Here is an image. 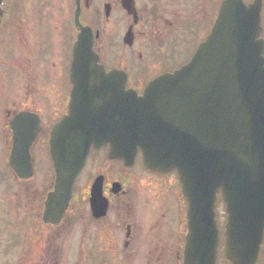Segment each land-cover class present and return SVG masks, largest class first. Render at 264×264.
Returning a JSON list of instances; mask_svg holds the SVG:
<instances>
[{
    "label": "flooded vegetation",
    "instance_id": "flooded-vegetation-1",
    "mask_svg": "<svg viewBox=\"0 0 264 264\" xmlns=\"http://www.w3.org/2000/svg\"><path fill=\"white\" fill-rule=\"evenodd\" d=\"M221 1L3 0L0 264H184L188 204L175 172L149 171L139 157L127 167L107 158L108 146L91 150L61 218L55 210L46 215L53 175L41 188L38 167L51 128L68 113L72 52L82 30L103 68L96 71L125 76V90L141 95L149 82L190 61ZM15 83L23 86L20 97L13 93ZM21 113L29 115L22 126L35 133L30 144L14 141L12 124ZM28 144L32 176L15 179L11 151ZM14 184L23 195L19 205L12 200ZM223 262L229 264L224 254ZM255 264H264V233Z\"/></svg>",
    "mask_w": 264,
    "mask_h": 264
},
{
    "label": "water",
    "instance_id": "water-1",
    "mask_svg": "<svg viewBox=\"0 0 264 264\" xmlns=\"http://www.w3.org/2000/svg\"><path fill=\"white\" fill-rule=\"evenodd\" d=\"M260 10V0L250 5L223 1L210 35L191 61L150 83L142 97L124 92V79L96 71L97 57L84 33L79 36L69 114L53 128L49 141L55 186L47 208L65 211L91 147L108 144V157L126 165L140 150L149 170L178 174L188 203L184 264L216 262L218 194L227 214L225 259L255 264L264 231ZM23 150L14 148L13 156ZM10 164L19 172L20 163L12 158Z\"/></svg>",
    "mask_w": 264,
    "mask_h": 264
},
{
    "label": "rangeland",
    "instance_id": "rangeland-1",
    "mask_svg": "<svg viewBox=\"0 0 264 264\" xmlns=\"http://www.w3.org/2000/svg\"><path fill=\"white\" fill-rule=\"evenodd\" d=\"M252 0H245V2L249 3L251 2ZM263 3H264V0H263ZM264 5V4H263ZM55 8V7H53ZM49 11V10H46V12ZM53 11V10H52ZM64 11H67L66 7L65 9L62 10V12L64 13ZM262 19H263V22H262V26H263V29H264V7H263V11H262ZM126 59H129V56L128 54H126ZM0 60H1V64L2 65L0 67V74H2L3 72L2 71H6L5 69V61H6V56H5V53L3 52V49L0 48ZM22 85L20 84H14L13 85V93L17 96L20 97V94L23 92L22 90ZM20 107V106H19ZM38 163V162H37ZM42 163V172L41 174H39V184H40V187L41 188H44L43 186H45L46 188H48V184H50V179H51V174H50V166H49V161L47 160H44ZM46 174V175H45ZM44 178H42V176ZM45 175V176H44ZM18 189H20V187L16 184H14L13 186V190H12V194H13V203L15 205H19V202L21 201L23 195L21 192L17 191ZM19 206H15V209H17ZM217 209H216V212H217V220H218V227L220 229V240H221V244L219 246V258H221V264H225L223 262V252H224V239H223V226H224V223H225V214H224V205L222 204V202L220 200H218L217 202Z\"/></svg>",
    "mask_w": 264,
    "mask_h": 264
}]
</instances>
